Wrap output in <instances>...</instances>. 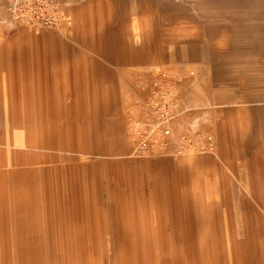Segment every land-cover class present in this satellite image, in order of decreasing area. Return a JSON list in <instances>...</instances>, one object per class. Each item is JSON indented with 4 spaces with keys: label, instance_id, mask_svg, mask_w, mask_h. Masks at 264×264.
Listing matches in <instances>:
<instances>
[{
    "label": "rangeland",
    "instance_id": "rangeland-1",
    "mask_svg": "<svg viewBox=\"0 0 264 264\" xmlns=\"http://www.w3.org/2000/svg\"><path fill=\"white\" fill-rule=\"evenodd\" d=\"M46 1L0 0V264H264V0ZM160 70L210 151L133 153Z\"/></svg>",
    "mask_w": 264,
    "mask_h": 264
},
{
    "label": "built area",
    "instance_id": "built-area-1",
    "mask_svg": "<svg viewBox=\"0 0 264 264\" xmlns=\"http://www.w3.org/2000/svg\"><path fill=\"white\" fill-rule=\"evenodd\" d=\"M37 3L46 9L42 15L46 23L55 24L59 21L55 6L46 0H12L11 6L15 12H23L29 19L35 20L39 15L31 14V7ZM177 83L165 70L150 74L146 81L137 82L144 96L139 99L138 112L129 120L128 126L135 155L154 156L166 152L181 155L190 149L210 151L213 148V138L209 133L200 135L196 140L187 136L172 142V122L177 115V91H174V87L179 86Z\"/></svg>",
    "mask_w": 264,
    "mask_h": 264
},
{
    "label": "crops",
    "instance_id": "crops-1",
    "mask_svg": "<svg viewBox=\"0 0 264 264\" xmlns=\"http://www.w3.org/2000/svg\"><path fill=\"white\" fill-rule=\"evenodd\" d=\"M1 17H4V14L0 12V18ZM179 54L184 55V56L186 55V56H189V57L201 56L200 52L195 50V46L194 45H190L189 48L181 50ZM131 56H133L135 59H140L141 57L143 58L142 53H132ZM194 93H196L195 92V88H194ZM203 95L205 96L204 93H203Z\"/></svg>",
    "mask_w": 264,
    "mask_h": 264
},
{
    "label": "bare ground",
    "instance_id": "bare-ground-1",
    "mask_svg": "<svg viewBox=\"0 0 264 264\" xmlns=\"http://www.w3.org/2000/svg\"><path fill=\"white\" fill-rule=\"evenodd\" d=\"M218 17V16H217ZM175 128H177L176 126L175 127H173V129L175 130ZM189 151V150H188Z\"/></svg>",
    "mask_w": 264,
    "mask_h": 264
}]
</instances>
